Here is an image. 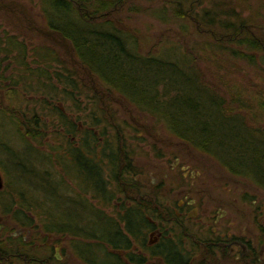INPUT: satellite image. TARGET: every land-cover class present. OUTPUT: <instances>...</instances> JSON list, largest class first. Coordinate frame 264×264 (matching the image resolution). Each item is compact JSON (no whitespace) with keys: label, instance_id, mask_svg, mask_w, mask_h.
I'll return each instance as SVG.
<instances>
[{"label":"trees","instance_id":"16d2710c","mask_svg":"<svg viewBox=\"0 0 264 264\" xmlns=\"http://www.w3.org/2000/svg\"><path fill=\"white\" fill-rule=\"evenodd\" d=\"M128 2L39 0L45 27L67 39L74 49L78 67L89 71L108 101L117 95L138 113L152 119L153 135L161 126L181 144L182 149L188 147L212 159L230 177L246 181L264 192L262 93L259 92L256 98L247 95L244 99L241 92L244 86L222 92L217 83L211 82L218 78H212L208 71H200L195 63L201 56L196 44L179 51L175 46L166 48L165 44L158 42L156 52L141 51L138 31L127 30L122 19H117L122 26L111 20ZM140 2L149 4L145 10L162 24L169 25L174 21L179 24L192 17L198 24L197 37L204 33L213 37L212 45L207 47L212 52L230 53L252 62H255L252 53H258L264 65V38L253 36V29L246 27L248 20L243 17V12L234 7L227 10L218 7L220 11H214L202 8L205 0ZM260 2L264 5L263 0ZM151 4L155 5L151 7ZM215 5H221L220 1L215 0ZM145 10L135 11L143 13ZM254 14L255 18L260 17L258 10ZM178 29L187 27L180 24ZM8 35L5 30L0 32L2 88L16 94L32 91L33 95L39 96V109L44 112L31 114L21 111L18 104L10 103L5 107L0 101V171L6 176L7 190L1 194H5L4 197L0 196V210L11 216L13 222L28 227L37 226L34 214L42 212L39 215L41 225L36 228L46 234L77 238L72 242V249L86 264H124L119 255L109 252L110 248L128 250L127 261L144 264L147 257L129 251L133 244L131 239L137 249L143 248L149 256L160 257L164 264H191L201 248L192 247V241L183 234V231H192L189 221H181L183 230L172 220L176 203L165 207L158 200L157 196H162L160 184L149 185L143 180L150 186L147 193L153 197L155 205L167 213L166 219L157 215L151 199L147 203L148 210L122 208L125 215L119 214L117 223L103 215L111 208L115 193L123 191V181L133 183L137 193L141 190L130 178H124V174L130 175L133 170L130 166L133 151L128 150L124 137L122 145L120 143L121 134L128 131L125 128L127 122L121 123L115 113L106 116L99 104L101 93L88 87L87 92L93 97H87L90 108L83 107L81 95L85 89L82 84L87 86V83L82 82L77 73L79 69L64 53L54 55L53 48L44 44L51 43L48 39L37 35L39 44L28 51L27 45L16 36ZM25 38L28 39L29 35ZM176 44L180 46V43ZM15 51L18 58L13 61L2 59L5 56L12 58ZM28 53L33 55L30 65L26 63ZM249 54L251 57L246 56ZM4 61V64L12 62L6 73L3 71ZM50 65L56 67L50 68ZM215 72L218 75V71ZM30 83L35 89H31ZM258 99L260 102L253 105ZM25 108L28 110L27 106ZM71 112L74 113L69 115ZM68 116L75 117V121ZM139 123L136 122L134 133L147 135ZM78 124H81V130ZM53 139L60 140V146H52ZM135 140L145 142L138 137ZM170 156L172 152L161 158ZM120 164L121 183L117 179ZM160 179L163 181L164 177ZM185 181V184L189 182L188 179ZM71 183L76 188L72 187L74 198L67 193ZM167 191L172 194L169 186ZM241 198L249 205L248 218L253 219L259 230L257 244L264 246V225L257 221V218L264 217V208L254 195L244 194ZM261 203L264 205V201ZM149 219L157 223V228L162 226L163 231L159 242L151 248L146 247L143 237V231L152 225ZM183 241L187 249L182 246ZM257 252V248L250 246L248 260L256 263ZM198 259L203 262L200 255Z\"/></svg>","mask_w":264,"mask_h":264},{"label":"rangeland","instance_id":"374dc122","mask_svg":"<svg viewBox=\"0 0 264 264\" xmlns=\"http://www.w3.org/2000/svg\"><path fill=\"white\" fill-rule=\"evenodd\" d=\"M140 1L142 0H129L126 5L121 7L122 10L119 11V14L113 15L111 20L120 26L124 24V26L127 27L126 29L129 31H133V29H136L138 31L139 48L141 49V51H144V53H150L155 50L156 52V47L159 46L158 42L165 44L166 48L175 46L179 49V51L188 50L193 46V44H196V50L200 51L199 54H201V56L196 59L197 62L195 61V63L198 64L200 71H208L209 75L212 78L214 76L218 78L212 79L210 76H207L209 79H212V83H217L219 85L222 92H225V89H236L238 87L244 86L241 90V92L243 93L242 97L244 99H247V95L256 98L259 92H261L263 95L262 101H264V65L263 61L260 59V54L252 53L255 59V62H252L250 61V59L248 60L232 56L230 53L212 52L211 50L207 49V47L212 45V40L214 39L211 40V38L213 37L211 35L210 37L205 33L200 37H197V31L199 30V28L197 22H195L192 17H188L186 21L179 22V24H175V21L169 25L162 24L155 19L151 12H147L145 10L146 7L149 6V4L146 5L145 3ZM219 1L221 5H215V0H205V4H203L202 8H211V10L218 11L219 9L227 10L231 7H234L236 11L243 12V17L248 20V24L246 27L248 29H253L251 31L253 36L256 38H264V5L261 4L260 0ZM12 3L23 6V8L27 11V14L31 17V19L36 23L37 26L46 28L43 21V14L41 11L39 0H0V5H10ZM153 5L155 4H151L150 6L152 7ZM240 5L242 6L240 7ZM218 7L221 8L217 9ZM140 9H144L145 11L143 13H140L139 11L138 13H136L135 10ZM257 10L260 12V17L255 18L254 12H257ZM17 19L20 18L12 15L9 9H0V32L5 30V33L7 32L9 35L16 36L22 44L27 45V50L29 51L31 48L33 49L32 46L35 47V44H39V42L37 41L39 39L37 37V34L30 33L29 30L25 28L24 24L21 25L20 23H18ZM117 19H122L123 23L121 24ZM180 24L186 25L187 29H178ZM25 35H29V38H25ZM176 43H180V46H177ZM44 44L49 45L50 48H53L52 53H55L54 55L61 56V54L63 53L62 50L55 46V44H53L52 42L50 44ZM249 52L251 53V51ZM246 56L251 57L250 54ZM13 58H18L17 51L13 53L12 58H7L6 56L2 57V59H4L5 61H13ZM32 58L33 55H29L28 53L26 63L29 65L32 64ZM5 61L3 62V64H1L4 65L3 71H5L6 73L7 68L10 67L12 62L8 61L9 64L8 62L4 64ZM36 61L37 60L35 59V64ZM61 61L63 60L61 59ZM51 67L53 68L56 66L50 65V68ZM31 68H33V66ZM215 71H218V75H215ZM9 73L10 71L7 72V75ZM2 85L3 84L0 82V97L2 96L0 101L5 107L10 103H13L18 104V106L21 108V111H26L28 113L44 112V110L39 109L41 101L39 96L33 95L32 91L26 92L27 94L25 92L16 94L3 90ZM30 87L31 89H35L31 83ZM88 90L89 89L83 90L84 95H81L82 101L84 103L83 107L85 109L90 108L88 106L87 97H93L92 93L89 94L87 92ZM113 98L115 101H113ZM109 100L110 101H108L107 95L103 97V101H101L102 109L105 111L104 113L106 116H111L115 113V116L121 123L124 121L127 122L125 128H127L128 131L124 135L121 134L122 138L120 140V143L122 145L124 137V140L127 141L128 146L130 147L129 148L126 146L128 150H132L135 154L141 155L139 165L142 166V170H147V173L145 172L143 177L144 181L148 182V184H152V182H157L159 178L164 177V174H167L168 177L169 175H173L175 179L172 178L171 183L169 182L170 189L172 191V186L174 189H177V191H179L181 186H183L186 182L184 180L183 174L185 175V177L191 180V178L198 172L200 173V180L204 179L205 177V179L208 180L207 182H211V185L208 188L209 193L206 192L205 194L210 195L212 198L204 199V203H201L198 202V200L200 201V197L196 199L197 196L195 194L193 195L192 193L191 196H187V199L184 200V196H186L187 193L186 191H183L179 196H175L176 200L182 201L185 205L187 202H190L191 199H196V204L190 202L188 206L190 204L198 205L199 210L194 209L193 211H191V215L195 216L197 219L203 218V214L206 213L202 211L203 208L206 209L208 213L212 210H219L220 218L217 223L220 225L221 230L225 229L229 224L228 227L231 230L235 231L237 234L240 233L245 235L247 233L248 239H255L259 236V230L255 227L253 219L248 218V216L250 215L249 205L247 203H244L241 197L244 194H247L248 196L254 195V197H257V201L260 202V205L263 209L264 205L261 202L264 201V192L260 191L253 185H250L246 181L230 177L212 159L197 154L190 150L188 147H184L185 149H182L180 146L181 144L175 138L170 136L161 126H158L159 135L157 133L153 135L151 133V127L153 126L152 119L149 116L138 113V111H136L130 104L124 102V100L117 95H113ZM258 101L260 102V99L256 100L253 105H255ZM26 106L28 107V110H26ZM58 106L61 107L62 105L59 104ZM72 113L74 112L69 113V115H71ZM68 118L72 119L73 121H75L76 119L75 117L72 118L70 116H68ZM136 122H140L139 125H141L146 130L147 135H145V133L143 132L134 133L133 129L136 125ZM137 137L140 139H145V142L135 140ZM52 142H54L51 144L52 146H54L55 144L56 146H60V140L53 139ZM153 145L157 147V149H160L165 153L172 152V156L167 158L165 157L164 159L162 158L159 161V158H161V156L158 155V157L157 154L153 153L152 151L150 152L149 147L152 148ZM176 145L179 146L175 147ZM133 152L132 156L134 157L135 154H133ZM181 156L182 159H180ZM178 157L180 159L179 162H177ZM181 163L189 168L188 173L185 174V172H180L177 175L175 172H173V170L172 172L169 171V169L173 168V165L176 164L175 166H177V164L181 165ZM71 174H73L72 171ZM196 182H198L199 184V181ZM200 184H202V181L200 182ZM70 186L71 187L70 189H68L67 193H69L70 196L74 198L75 190L73 188L75 187L72 183L70 184ZM185 186L187 185L185 184ZM3 193H7V190H5ZM4 195L5 194H3L1 197H4ZM168 197L170 201L171 192L168 193ZM40 214H42V212L34 214V223L37 225L36 227L41 225V222H39L41 220V218L39 217ZM257 221L264 225V217L257 218ZM43 233L45 232L43 231ZM256 246L258 250V247L260 246ZM259 250L261 251V256H259V259L262 264H264V250L261 248ZM237 251H239L238 248H234V252L237 253ZM75 258H72L71 264H84L80 263L78 260H75ZM258 263L260 264V262ZM232 264L240 263L233 258Z\"/></svg>","mask_w":264,"mask_h":264},{"label":"flooded vegetation","instance_id":"af4514ba","mask_svg":"<svg viewBox=\"0 0 264 264\" xmlns=\"http://www.w3.org/2000/svg\"><path fill=\"white\" fill-rule=\"evenodd\" d=\"M4 8L9 9L12 15L19 17L20 19H17L18 23H20L21 25L24 24L25 28H27L30 33H35L39 36H42L37 32V29H42L60 35L61 37H55V41L49 38L46 39H48L50 42L55 44V46L61 49L65 56L68 57L70 62L77 67L76 69H79L77 73L81 75L82 82L87 83V86L85 83L82 84L84 89L90 86L89 88L94 90L96 93L102 92V87L95 82V79L92 77L89 71H86V69L83 67H78L80 65L74 60V49L65 37H63L58 32L37 26L36 23L27 14V11L23 8V6L19 4L12 3L10 5H0V9L5 10ZM62 39H64L69 44L73 59H71V57L67 55L65 49L61 46ZM101 94L102 95L100 96V103L101 101H103V97L105 96L104 93ZM113 101H115L114 98ZM78 126L79 130H81V124H78ZM149 149L150 152L155 151V154L157 155L167 156V153L161 151L160 149H157V147H149ZM121 155H123V151H121ZM140 156L141 155H135V158H132L133 163L130 164L131 168L133 169L132 174H124V178H130L132 182L137 183V186L141 188L140 192H136L133 183L130 184L128 181H123V191L115 193V199L112 200L111 208H108L105 213L103 212V215L105 214L107 217H110L115 221V223H117L119 214L122 216L125 215V211L124 209H122L125 206L128 207V209H133L134 207L140 209L142 208L144 211L145 209L148 210V208L146 207H148L147 203L150 201V199L153 201V197L150 195V193H147L150 186H147V184L143 182V177L145 172L147 173V170L141 169L142 166L139 165ZM160 159L162 158H159V161ZM180 159H182V156L180 157ZM180 159L178 157L177 162H179ZM175 165H173V168L169 169L170 172H172L173 170V172H175L177 175L180 172H185V174L189 172V168H187L186 165H183V163H181V165ZM121 175L122 166L120 164L117 169V179L119 183H121ZM183 177L184 180L185 178L189 180V182H187L186 184L188 187H184V184L179 189V191H177V189H174L171 186L172 194L170 201L167 188L169 186V181L171 183V179L174 178V176L168 177L167 174H164L163 181L159 178L157 182H152V184L149 183V185H161L162 196L157 197L159 201L164 203L165 207L166 205L176 203L175 207L173 208L172 220H175L177 225L179 224L183 228V230H185L181 221H189L192 231H183V234L192 241V247H195L197 245L198 248H201L200 251L198 250L199 253L193 256L191 264H232L233 258L240 264H254V262L248 260L247 255H249L250 246L254 249L257 248L256 245H258V237H256L255 239H248L247 233L245 235L240 233L237 234L235 231L231 230L228 227L229 224L227 226L224 225L226 226V228L221 230L220 225L217 223L220 218L219 210H212L208 213L207 210L203 208L202 211L206 213L203 214V218L201 219H197L195 216L191 215V211H193L194 209L199 210L198 205H193L197 203L195 200L198 199V197H200V201L198 200V202L201 203L204 201V199L212 198L210 195L205 194L206 192L209 193L208 188L211 185V182H207L208 180H206L205 177L204 179L200 180V173L198 172L192 178L190 177L191 180L185 177L184 174ZM196 181H199V184ZM201 181L203 187L202 184H200ZM5 183L6 176L3 172L0 171V196L2 192L6 190ZM183 191H186L187 193L186 196H184V200L187 199V196H191L192 193L193 195L195 194L197 196L195 200L191 199L190 202H192L193 204H190L188 206L190 202H187L184 205L182 201L176 200L175 196H179ZM165 194H167V196ZM162 197L165 199V202L163 201ZM153 205L154 209L158 213L157 215H159L163 219H166L167 213L163 211V208L159 206L157 207L154 201ZM11 218V216L5 215L3 211L0 210V264H15L17 262H20L22 264H71L72 258L75 257V260H78L80 263H84V261H82L72 249V242L77 241V238L68 235L60 236L54 233L46 234L43 233L41 228H36L34 224L29 227L21 226V224L13 222ZM149 223L152 225H150L147 230L143 231V237L145 238L144 242L147 248L155 246L163 235V231H161L162 226H160V228H157V223L153 222L151 219H149ZM121 228H123V225H121ZM184 241L182 242V246L186 248ZM131 242L133 244L129 251H132L133 253L137 252V254H141L147 257V261L144 264H164L163 260L160 257L149 256V254L146 253L143 248L137 249V245L134 244V240L131 239ZM234 248H238L239 251L235 253ZM260 248L264 250V246L261 245L258 248V256H261V251L259 250ZM127 251L123 248H120V250H115L113 248L109 249V252H111L112 254L119 255L124 264H132L125 259ZM199 255L203 259L201 260L203 262H200L199 259L197 260V257L199 258ZM258 262L262 264L259 258L255 264H259Z\"/></svg>","mask_w":264,"mask_h":264},{"label":"water","instance_id":"95a60500","mask_svg":"<svg viewBox=\"0 0 264 264\" xmlns=\"http://www.w3.org/2000/svg\"><path fill=\"white\" fill-rule=\"evenodd\" d=\"M37 32L40 35H42L46 38L52 39L54 41H55V37H61L60 35L54 34V33L49 32L47 30L37 29ZM61 43H62L61 46L65 49L67 55H69L71 57V59H73L72 58L73 55L71 54V49H70L69 44L64 39H62Z\"/></svg>","mask_w":264,"mask_h":264}]
</instances>
